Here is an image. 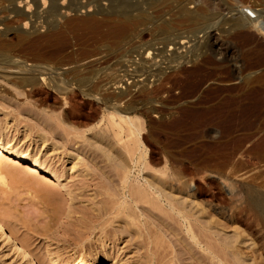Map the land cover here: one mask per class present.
I'll use <instances>...</instances> for the list:
<instances>
[{
  "label": "bare ground",
  "instance_id": "1",
  "mask_svg": "<svg viewBox=\"0 0 264 264\" xmlns=\"http://www.w3.org/2000/svg\"><path fill=\"white\" fill-rule=\"evenodd\" d=\"M241 1L101 0L104 2L101 4L90 0L83 4L79 0H8L9 4L1 13L13 17L10 21L0 18V80L11 82L27 94L34 93L41 103L50 91L54 99L64 101V124L84 126L85 120L99 117L97 124L86 133L89 136L85 137L87 146L75 141L79 132L72 133L76 130L69 127L61 148L53 143L51 150L64 149L59 156H66L70 163L65 174L72 177L78 174L76 177L82 182L75 189L78 193H86L85 180L90 175L81 167V159L74 152L94 159L96 153L92 149L97 148L113 160H119L123 171L121 183L129 199L127 202L124 197L123 201L110 206L102 204L101 208L93 210L88 221L82 219L86 233L94 235V252L82 260L64 263L57 257H48L49 264H182L181 248L174 247L173 252L163 250L159 254L161 245L152 240L164 236L162 232L145 226L141 233L136 225H131L133 219L142 216L138 214L140 210L135 211L134 203L149 197L167 208V214L178 223L180 232L181 221L184 223L193 246L203 244L205 256L197 264H264L262 258L246 260L237 237L228 236L220 224H208L204 220L213 215L208 207L191 212L180 196L169 193L174 191L181 195V164L173 166L171 162L172 168L158 175L147 174L146 188L133 186L124 161L125 153L117 140L123 135L133 142L131 147L124 149L127 156L133 157V162L141 147L143 127L151 132L171 131L177 135L181 130L191 129L204 131L205 135L220 131V139L237 148L241 160L249 158V152L242 151L241 146L260 134L264 127V47L258 44L261 39L254 38L256 34L264 38L259 27V19L264 16V0ZM82 10L85 12L79 14ZM69 31H81L87 38L98 39L110 56H100L97 52L80 58L73 55L61 58ZM198 35L210 44L213 54L221 60H200L201 64L195 65L200 57L199 48L194 45ZM146 37L149 40L139 43L134 55L130 52L124 55L126 44L135 39L143 41ZM28 41L39 47L50 46L53 52L40 55L35 63L28 62L22 53ZM236 41L241 49L236 47ZM184 63H192L193 69L163 77L164 73ZM208 65L220 87L208 89L217 92L214 97L203 95L197 100L193 93L201 91L203 81L194 75ZM174 87L189 90L190 105H179L185 96L183 93L171 96ZM77 95L89 100L86 107L77 103ZM151 115H155V119ZM1 137L6 136L0 133V185L5 183L6 177L16 178L14 166L8 164L11 162L26 170L25 178L16 179L31 193L36 196L55 193L52 189L58 188L67 193L69 202L72 201L65 174L52 171L42 160L47 154L41 153L48 142L45 137H40L41 149L34 154L29 151L33 142L26 149L14 143V138H7L4 143ZM261 143H264V135L258 138L256 145ZM77 144L80 145L75 148ZM48 157L53 161L51 154ZM230 195L239 197L241 193ZM238 208V215L249 213L264 224L263 194H249ZM52 212L66 220L71 217L69 211L55 208ZM109 222L121 226L108 229ZM175 241L181 246V237ZM151 244L155 245L154 250ZM141 248L147 249L145 262H131ZM0 264H41L8 230L2 215Z\"/></svg>",
  "mask_w": 264,
  "mask_h": 264
},
{
  "label": "rangeland",
  "instance_id": "2",
  "mask_svg": "<svg viewBox=\"0 0 264 264\" xmlns=\"http://www.w3.org/2000/svg\"><path fill=\"white\" fill-rule=\"evenodd\" d=\"M89 1L79 0L83 4ZM97 2L100 3L101 0H97ZM8 4V0H0V18L10 21L13 15L7 17L1 13V10ZM243 5L246 6L244 3ZM24 11H26L25 8ZM84 12L85 10H82L79 14ZM224 14L226 15L227 12ZM259 23V27L264 32V16L259 19ZM245 31L242 32L245 33ZM214 33L219 35L220 31H214ZM254 38L261 39L258 44L264 47V38L260 34H256ZM147 40H149L147 37L143 41L135 39L126 44L124 55H128V52L134 55L138 51L136 48L138 44ZM194 45L199 48L200 56L199 60L195 61L196 66L201 64L200 60H221L220 56L213 54L214 49L202 36H196ZM235 45L241 49L238 41L235 42ZM103 46L98 39L87 38L81 31H69L60 57L73 55L80 58L97 52L100 53V56L107 55L109 57L110 54L106 53ZM41 47L36 43L26 42L22 48L25 59L35 63L40 55H48L53 52L50 46H45V48L43 46V50ZM124 55L121 57L123 58ZM210 68L208 65L200 73L194 75L198 80L203 81L201 91L193 93V97L197 100L203 95L214 97L217 92L208 91V89L212 87L214 90L220 87ZM192 69V63H184L172 71L164 73L163 77ZM207 79H209L208 82H206ZM148 88H152V85ZM24 91L11 82L0 80V133L6 136V138L1 137V140L3 139L5 143L7 138L8 140L14 138V143L23 145L26 149L33 142L29 151L34 154L36 150L41 149L40 137H45L48 142L42 148L41 153L47 152V154L42 160L46 161L48 168L52 171L65 174L70 163L66 156H59V153L65 151L60 149L58 152H52L51 145L56 143V147L61 148L67 130L71 127L76 130L72 133L79 132L75 141H80L83 146H87L85 137L89 136L86 133L97 124L100 118L97 117L93 121L85 120L84 126L74 123L64 124L62 122L65 111L63 100L54 99L49 91V94L45 96V101L41 103L37 95L27 94ZM132 91L135 92V89ZM188 92V89L183 91L180 87H174L171 90V96H181L183 93L185 97L179 105L185 107L191 102L187 98L190 95ZM76 100L78 104H83L85 107L89 102L87 98L80 95H77ZM151 118L155 119V115H151ZM262 135H264V127L260 134L241 146L242 151L249 152V158L245 160L239 158L237 148L220 139V131H213L205 135L204 131L191 129L181 130V134L177 135L171 131L167 133L151 132L149 128L143 127L140 135L141 147L136 152L133 162V157L127 156L125 152L126 148L133 145V142L123 135L117 140L120 141L119 147L125 153L124 161L133 186L146 188L145 177L147 174L158 175L163 170L172 168L171 162H174L173 166L181 164V180L183 182L181 195L174 191H169V193L173 196H180L181 201H185V205L191 212L208 207L213 215L210 219L205 217L204 220L208 224H220L222 231L228 236L237 237L238 242H241L240 251L244 253L243 256L246 260L262 258L264 263V224L249 213L237 214L238 206L246 196L254 193L264 195V143L256 145L258 138ZM79 145H75V148ZM92 150L96 153L94 159L87 154L74 152L81 159V167L85 168L90 175L85 180V184L88 185L86 193H78L75 190L82 185V182L78 181L80 178L76 177L78 174L74 177L70 174L64 175L68 189L72 192L70 193L71 202L68 201L67 193L58 188L52 189V192L55 193H42L37 196L35 193H31L16 179L25 178L26 170L8 162L14 166L16 178L6 177L5 183L0 185V215L3 216L8 230L17 240L27 246L41 264H49L46 261L48 257H57L61 263L82 260L87 257L96 249V242L94 235L91 236L84 230L82 219L88 221L93 210L101 208L102 204L110 206L111 203L123 201L124 197L129 202L127 190H123L121 183L123 171L119 167L120 161L113 160L97 148ZM49 154L53 161H49L51 158L48 157ZM2 163L5 162L2 161ZM230 193H241V195L231 197ZM79 194L83 196L81 197ZM134 204L137 208L135 211L140 210L138 214H142V216L140 219H133L131 225H136L137 231L141 233L145 231V226L147 228L155 227L160 233H163L164 236L159 235L152 240L157 245H161L158 249L159 254L163 250L173 252L175 247L176 249L181 248L182 264H197L202 261L205 256L202 251L203 244L197 247L193 246L186 235L184 223L181 221L180 232L178 223L167 214V208L157 204L154 197L140 200ZM55 208L63 212H71L70 219L66 220L62 216L54 214L52 211ZM192 224L197 225L195 222ZM109 226L121 225L109 222L106 227L109 229ZM175 235L181 237V246L175 241L177 238ZM154 246L151 244V249L154 250ZM146 254L147 249L141 248L130 261L144 263Z\"/></svg>",
  "mask_w": 264,
  "mask_h": 264
}]
</instances>
